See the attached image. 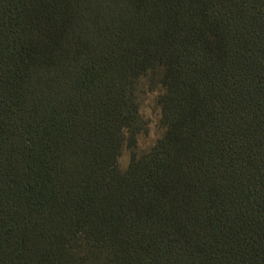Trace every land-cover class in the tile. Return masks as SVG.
Instances as JSON below:
<instances>
[{
  "label": "trees",
  "instance_id": "trees-1",
  "mask_svg": "<svg viewBox=\"0 0 264 264\" xmlns=\"http://www.w3.org/2000/svg\"><path fill=\"white\" fill-rule=\"evenodd\" d=\"M0 264H264V0H0Z\"/></svg>",
  "mask_w": 264,
  "mask_h": 264
},
{
  "label": "rangeland",
  "instance_id": "rangeland-1",
  "mask_svg": "<svg viewBox=\"0 0 264 264\" xmlns=\"http://www.w3.org/2000/svg\"><path fill=\"white\" fill-rule=\"evenodd\" d=\"M156 92L146 89L145 83L137 86V99L140 106V114L146 123L145 131L138 134L137 149H147L161 134L162 127L159 124V106L156 101ZM129 151L124 148L119 156V166L125 167L128 161Z\"/></svg>",
  "mask_w": 264,
  "mask_h": 264
}]
</instances>
